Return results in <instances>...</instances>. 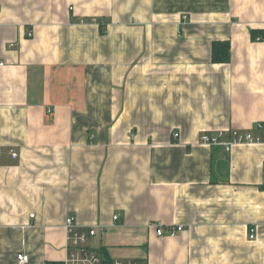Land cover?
I'll return each mask as SVG.
<instances>
[{
    "label": "crops",
    "instance_id": "0c3cea01",
    "mask_svg": "<svg viewBox=\"0 0 264 264\" xmlns=\"http://www.w3.org/2000/svg\"><path fill=\"white\" fill-rule=\"evenodd\" d=\"M253 29L264 0H0V264L63 262L70 215L110 260L264 264V142H200L259 133Z\"/></svg>",
    "mask_w": 264,
    "mask_h": 264
},
{
    "label": "built area",
    "instance_id": "2783aa9c",
    "mask_svg": "<svg viewBox=\"0 0 264 264\" xmlns=\"http://www.w3.org/2000/svg\"><path fill=\"white\" fill-rule=\"evenodd\" d=\"M1 65H3L2 62ZM257 128L259 133L223 129L214 134L207 133L202 135L200 142L208 146H223L227 151H230L236 144L264 142V122H258ZM179 136L180 134L178 132L174 133V137L179 138ZM12 155L16 157L17 153L12 152ZM117 218L118 215H115L114 219ZM63 227L66 233V254L62 262L63 264H143L137 260H110L91 247L89 245V239L104 230L99 224L85 228L80 226L75 216L70 215L65 219ZM183 229V225L170 226L168 235L175 236ZM164 232L162 227L157 229L158 235H163ZM257 232L258 230L256 228H250V240L257 238ZM29 260V255L25 252H19L17 254V264H28Z\"/></svg>",
    "mask_w": 264,
    "mask_h": 264
},
{
    "label": "trees",
    "instance_id": "16d2710c",
    "mask_svg": "<svg viewBox=\"0 0 264 264\" xmlns=\"http://www.w3.org/2000/svg\"><path fill=\"white\" fill-rule=\"evenodd\" d=\"M100 28L104 31V23H99ZM253 40L264 41V29H253L251 31ZM229 43H215L213 45V61L215 62H227L229 60ZM47 264H63L62 262H48Z\"/></svg>",
    "mask_w": 264,
    "mask_h": 264
}]
</instances>
